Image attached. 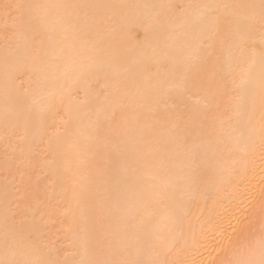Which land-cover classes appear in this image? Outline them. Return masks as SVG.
I'll list each match as a JSON object with an SVG mask.
<instances>
[{"label":"bare ground","instance_id":"bare-ground-1","mask_svg":"<svg viewBox=\"0 0 264 264\" xmlns=\"http://www.w3.org/2000/svg\"><path fill=\"white\" fill-rule=\"evenodd\" d=\"M0 264H264V0H0Z\"/></svg>","mask_w":264,"mask_h":264}]
</instances>
